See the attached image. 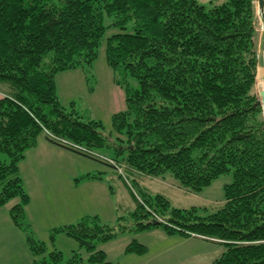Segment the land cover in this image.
I'll use <instances>...</instances> for the list:
<instances>
[{"label":"trees","instance_id":"16d2710c","mask_svg":"<svg viewBox=\"0 0 264 264\" xmlns=\"http://www.w3.org/2000/svg\"><path fill=\"white\" fill-rule=\"evenodd\" d=\"M253 2L206 7L195 0H0V83L12 87L0 97V207L20 199L9 213L26 232L30 264H116L98 245L125 227L217 242L224 249L213 264H264V118L255 91L259 34ZM108 27L119 29L104 39L114 80L124 85L130 77L137 86H125L126 109L112 115L113 131L104 132L100 121L59 104L54 76L91 66ZM46 132L92 151H113L111 158L134 177L169 172L192 191L229 171L232 180L224 185L220 207L205 216L194 207H171L156 194L139 196L129 213L135 227L101 223L96 215L55 227L51 239L63 233L78 243L64 260L24 221L29 197L19 162ZM128 249L146 247L135 242Z\"/></svg>","mask_w":264,"mask_h":264},{"label":"rangeland","instance_id":"374dc122","mask_svg":"<svg viewBox=\"0 0 264 264\" xmlns=\"http://www.w3.org/2000/svg\"><path fill=\"white\" fill-rule=\"evenodd\" d=\"M195 1L210 7L224 0ZM253 3L259 34L257 1L254 0ZM110 21L109 17L104 18L106 25ZM117 32L119 29L115 27L106 29L98 48L97 58L91 66L60 71L54 76L59 104L66 110L73 105L79 114L100 121L104 132L113 131L112 115L126 109L125 86H137L136 81L130 77L127 78L126 84H117L114 80V71L106 62L104 39ZM262 72L264 70L257 69L256 93L258 85L263 87L259 79ZM118 76L119 74H116L115 77ZM3 83L0 84V88L2 85H10L8 82ZM257 96L260 101L258 93ZM45 135L41 133L37 141L46 140ZM47 142L53 145L50 147L54 149L50 155L47 153L38 155L37 150L29 152L27 149L24 158L19 162L21 172H24L23 188L29 197L28 204L24 207V221L29 224L35 239L43 241L47 250L53 248L60 250L64 260L71 256L73 250L78 249L77 241L63 233H58L51 239L50 234L55 227L67 224L66 222H76L85 212L90 213V216L99 214L96 216L101 223L135 227L129 213L137 208L139 196L147 198L161 194L168 199L171 207L179 209L194 207L196 215L205 216L220 207L224 198V185L232 180V173L229 171L213 179L201 190L192 191L182 186L169 172L158 177L141 174L134 177L135 173L124 169L123 162H120L123 166L121 175L128 179L127 183L119 175L121 173L118 172L119 169L106 165L102 159L98 157L93 159L49 140ZM95 150L99 154L115 156L113 151L106 148L100 147ZM38 173L41 175L39 178ZM87 173L101 175L103 182L83 181L82 176ZM91 194L97 198L89 197ZM19 201L20 199L15 197L0 207V255L3 254L0 256V264H30L31 261L26 232L12 222L9 213L10 207ZM68 201H74L78 205L82 203L86 211L80 210V213L69 217L62 208V203L67 205ZM97 209L99 211L95 213L94 210ZM148 218L153 220L151 215ZM192 238L187 239L178 233H167L162 228L135 231L125 227L122 231L118 230L113 239L100 243L98 247L106 253L108 260L116 264H213V260L224 249L217 242L201 238L191 240ZM135 242L144 245L146 249L139 253L129 251V245ZM81 253L86 258V252Z\"/></svg>","mask_w":264,"mask_h":264},{"label":"crops","instance_id":"0c3cea01","mask_svg":"<svg viewBox=\"0 0 264 264\" xmlns=\"http://www.w3.org/2000/svg\"><path fill=\"white\" fill-rule=\"evenodd\" d=\"M3 83V82H2ZM2 83H0V84H2ZM3 84H7V83H3ZM4 86H7L6 88L4 87ZM3 88V89H2ZM5 89V90H4ZM11 91H12V87H11V85H2L1 86V88H0V97L1 96H3V95H9V94H11ZM41 140H43L44 142H42ZM48 140L46 139H39L38 141H37V143H36V145L34 146V147H32L31 149H29L30 151L29 152H32V150H37L36 152H37V154L38 155H42V154H44V153H47V154H49L50 155V153L51 152H53V150L54 149H52L50 146H53V145H51L50 143H48L47 142ZM40 147L42 148V150L40 151ZM38 148H39V150H38ZM19 173H21V175L20 176H22L21 178H23L24 177V172H21V168H20V166H19ZM53 171V170H52ZM38 177L37 178H39L41 175L38 173ZM85 175V174H84ZM83 175V176H84ZM82 176V177H83ZM99 176V178H94V179H85V178H82V180L83 181H86V180H91V181H95V182H103V178H102V176L101 175H98ZM89 197H91V198H93V199H96L97 198V196L96 195H93V194H91V196H89ZM61 202V201H60ZM28 204V203H27ZM27 206V205H26ZM66 206V207H65ZM62 208L64 209V212L66 213V214H68V216L70 217V216H74L75 215V213H80V210L81 211H83V212H85L86 210H84L83 209V206H82V203L80 204V205H78L76 202H74V201H68V204L67 205H65V203H62ZM98 211H99V209H97V210H94V212L95 213H98ZM87 215H90V213H88V212H85V214L83 215V216H87ZM95 215H99V214H95ZM83 216H81V217H83ZM80 219V218H79ZM78 219V220H79ZM69 221H71V220H69ZM67 224H70V223H73V222H66ZM65 225V224H64ZM62 226V225H61ZM59 227V226H58ZM191 237H193V238H198V237H196V236H191ZM189 237H187V239H188ZM193 238L191 239V240H193ZM200 239V238H199ZM3 255V254H2ZM2 255H0V256H2ZM218 257V256H217Z\"/></svg>","mask_w":264,"mask_h":264},{"label":"water","instance_id":"95a60500","mask_svg":"<svg viewBox=\"0 0 264 264\" xmlns=\"http://www.w3.org/2000/svg\"><path fill=\"white\" fill-rule=\"evenodd\" d=\"M257 1V16L260 23V31L258 36V44H257V69L264 70V0H256ZM259 79L264 81V72H262L259 76ZM257 93L260 98V105L262 108V114L264 117V87L258 85Z\"/></svg>","mask_w":264,"mask_h":264},{"label":"built area","instance_id":"2783aa9c","mask_svg":"<svg viewBox=\"0 0 264 264\" xmlns=\"http://www.w3.org/2000/svg\"><path fill=\"white\" fill-rule=\"evenodd\" d=\"M46 134H48L52 139L60 142V143H63V144H66L72 148H75V149H78V150H81V151H84V152H87L89 153L90 155L94 156V157H98L99 159H102L103 161L109 163L110 165H112V167H115L116 169H119L118 172L120 174H122V169L123 166L117 162L116 160L112 159L111 157H108V156H105L103 154H99L97 152H94L86 147H83L79 144H76V143H72L70 141H68L67 139H64V138H61V137H58V136H55V135H51L49 134L48 132H46Z\"/></svg>","mask_w":264,"mask_h":264}]
</instances>
